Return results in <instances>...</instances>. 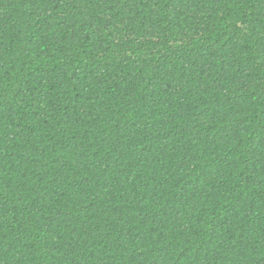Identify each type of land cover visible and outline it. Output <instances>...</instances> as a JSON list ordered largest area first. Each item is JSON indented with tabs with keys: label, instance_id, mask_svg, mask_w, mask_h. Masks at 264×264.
I'll use <instances>...</instances> for the list:
<instances>
[{
	"label": "trees",
	"instance_id": "obj_1",
	"mask_svg": "<svg viewBox=\"0 0 264 264\" xmlns=\"http://www.w3.org/2000/svg\"><path fill=\"white\" fill-rule=\"evenodd\" d=\"M0 264H264V0H0Z\"/></svg>",
	"mask_w": 264,
	"mask_h": 264
}]
</instances>
